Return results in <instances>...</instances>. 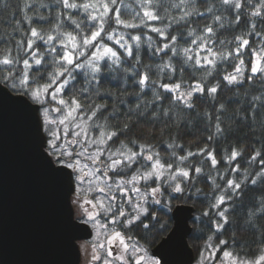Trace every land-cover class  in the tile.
<instances>
[{"label":"trees","instance_id":"trees-1","mask_svg":"<svg viewBox=\"0 0 264 264\" xmlns=\"http://www.w3.org/2000/svg\"><path fill=\"white\" fill-rule=\"evenodd\" d=\"M88 2L97 4V8L93 11L94 16L99 17L101 13L108 12L111 17L115 13V9L110 6V0H88ZM226 10L229 15L232 14L231 8ZM127 11L125 9V12ZM72 15L80 16L84 20L82 27L86 32L77 41L79 47L76 51L85 47V40L88 41V47H96L92 44V41L99 36V32L96 36L92 35L93 29L97 27L96 21L90 22L87 14L83 13L81 9L73 11ZM143 15L146 16L147 11ZM47 23L49 21H33V24L37 25ZM150 24L151 21L144 27L131 30L126 38L131 43L132 33H139L141 37H144L146 33L154 36L155 34L149 31ZM22 27L23 33L14 31L12 37L0 38V46H10L12 49L10 55L16 57V60L11 64H0V71L7 68L8 71H15L19 75L23 71L25 53L30 56L33 51L44 52L46 67L30 87L32 90L44 86L51 87V82L47 80V71L51 68V64L47 62L51 60L52 63H55L52 49L55 48V55L60 58L67 54L75 59V52L70 45L67 47L60 45L56 40L51 44L45 43L44 40L39 39L36 29L29 30L27 24H23ZM111 27L113 25L109 23L108 29ZM245 27L246 20L242 19L240 25H236L234 28L228 26L219 29L200 42L203 45L202 48L200 44L195 47L205 62L213 58L210 52L220 53L227 50L231 52V56L228 59H216L215 72L211 78L219 84V91L215 93V98L209 96L207 84H204L202 94L197 91L192 98L191 103L194 107L188 115V119L179 128L165 127L161 134L158 131L161 128L159 121L153 122L144 118L139 123L127 121L130 126L124 132L122 129L127 117L123 106L119 113L108 115L107 121H104L105 112H100L95 120L90 119L97 104L106 102L107 108H112V96L96 98L90 92L87 96L80 94L75 99L67 94L62 97L70 105L76 104L75 106L78 107L74 114L76 119L73 122L71 120L69 128L77 124H87L85 142L95 143L104 139L107 141L111 129L120 130L119 137L114 138L111 142L107 141V149L115 152L120 142L124 141L131 149L130 154L136 156L135 163H122L118 169L111 173L114 181L120 180L115 187L119 194L116 198L113 197L115 205H112V215L119 214V221L116 223V236L123 243L133 240L151 251L171 231L173 209L178 205H189L195 210L191 221L194 216H199V228L196 230L192 228L188 237V243L195 253V262L201 256L207 255L210 264H223L227 261L226 255L237 260L240 257L253 256L258 246L264 244V207H262L264 205V176H260L254 184L252 183L257 173L264 172V118H262L264 100L253 101L251 99L253 95L261 92L258 85L264 82L253 78L254 83L250 84L249 80L245 78L243 83H236L229 87L223 79L225 75H235L234 66L241 59L245 60L249 71L253 63L257 66L261 63L257 57L256 45L258 41L256 39L244 41L248 47H244V44L235 40L237 31ZM120 31L128 30L121 28ZM17 39L20 40V45H17ZM168 39H171V34ZM182 39L185 44L188 43L187 39L183 37ZM156 41L161 46L167 44V40L163 38L156 37ZM103 43L106 47L108 46L106 40ZM111 46L114 50L116 49L115 43ZM131 47L134 53L138 51L134 43L131 44ZM120 54L123 56V53ZM143 58L153 59L148 57L147 43L143 44ZM123 62L131 66L130 60L125 58ZM105 67H107V63ZM36 72L37 70L33 68L32 75H36ZM113 75L110 69L108 75L103 78L106 86L120 90V85L124 83L122 91L126 92L133 91L138 87L132 82L131 76H128L124 81L122 74H116L115 78H112ZM237 79H239L238 76ZM185 80L187 83L184 82ZM165 83L169 86L174 85L177 89L175 93H165V101L171 99L173 95L183 98L186 90H195V81L189 80L187 77L183 80H165ZM148 94L144 93V95ZM137 100L138 97L128 96L126 103L132 105ZM116 103L119 101L117 100ZM220 105L224 107L221 108ZM152 107L155 110L156 105ZM184 111L188 110L184 109ZM205 111L208 113L207 116L204 115ZM253 111L255 119L250 115ZM133 115L135 114L132 112L127 113V116ZM153 124H155L154 127H152ZM217 124L221 127L219 132L216 131ZM150 127L152 128L151 132L146 130ZM59 133L63 134L62 129H59ZM68 137L74 136L69 134ZM173 137H175V143L172 148L164 147L165 140L172 143ZM133 139H136L143 147L134 145ZM75 141H78L77 138ZM146 155L151 160L159 161L160 167L165 173L163 179H158L155 176L146 182L143 180L144 175L150 170V161L147 167L144 166L145 162H148L145 161ZM123 159L122 157L120 160ZM136 176L138 182H134L136 183L135 187L147 193L146 213L141 215L138 220L128 223L139 212L131 208L132 203H137L132 197L133 191L130 188ZM175 177L178 179L173 182ZM72 202L77 219L85 218L87 207L82 203L81 198L74 194ZM142 203L143 201H139V205ZM79 214L81 217L78 218ZM209 236L212 237L211 241L208 240ZM86 244L87 242L83 243V245ZM81 250L83 254L85 252L82 263L92 264L96 253L89 248Z\"/></svg>","mask_w":264,"mask_h":264},{"label":"clouds","instance_id":"clouds-1","mask_svg":"<svg viewBox=\"0 0 264 264\" xmlns=\"http://www.w3.org/2000/svg\"><path fill=\"white\" fill-rule=\"evenodd\" d=\"M110 6L115 9L111 17L108 12H103L97 17L93 15L97 4L89 3L88 0H0V38L12 37L14 31L23 33L22 25L27 24L29 30L36 29L39 39L44 40L45 43L51 44L56 40L60 45L66 47L70 45L75 52V59L67 54L60 58L55 55V48L52 49L55 63L51 60L47 62L51 64V68L47 71V80L51 82V87L48 92H41L38 96L33 95L30 85L46 67L44 52L33 51L30 56L25 53L23 71L19 75L15 71H8L7 68L0 71V88L15 93L17 99L33 105L42 128H46L50 133L54 134L57 126L54 117L59 112L58 108L52 106L56 103L52 92H56L61 97L67 94L73 99L80 94L87 96L90 92L96 98L112 96V108L108 109L106 102L97 104L90 119L95 120L100 112H105L104 121H107L108 115L119 113L123 106L127 117L123 124L124 132L130 126L127 121L139 123L144 118L153 122L159 121L161 128L158 131L161 134L165 127L179 128L188 119L194 107L191 103L192 98L197 91L202 94L204 84H207L209 96L215 98L219 84L211 78L215 72L216 59H228L231 56V52L227 50L220 53L210 52L213 58L205 62L195 47L219 29L240 25L242 19L246 20V27L237 31L235 40L244 44L246 40L256 39L257 57L261 63L259 66L253 63L249 71L245 60L241 59L234 66L235 75L223 76L224 82L229 87L243 83L245 78L250 84L254 83L253 78L264 82V0H110ZM227 8L232 9L231 15L227 12ZM77 9L86 13L90 22L96 21L97 27L92 31L93 36L99 32L97 39L92 41L96 47H88V41L85 40V47L76 51L79 47L77 41L86 34L82 27L84 20L80 16L72 15ZM125 9L128 11L125 12ZM145 11H147L146 16L143 15ZM34 20L49 21V23L37 25L33 24ZM149 21H151L149 31L155 35L146 33L141 37L139 33H132L130 43L126 37L131 30L144 27ZM109 23L113 25L110 29H108ZM69 25L71 27H68ZM121 28L128 31H120ZM106 29L108 30L105 31ZM169 34H171L170 40ZM156 37L167 40V44L158 45ZM182 37L188 40L187 44L183 42ZM105 40L108 42L107 47L103 43ZM16 43L20 45V40L17 39ZM113 43L116 44L115 50L111 46ZM132 43L138 50L135 53L131 47ZM145 43L148 45V57L153 59L143 58ZM200 47L202 48L203 45L200 44ZM244 47L248 45L244 44ZM11 51L10 46H0V64L7 65L16 60V57L10 55ZM120 53H123V56ZM125 58L131 61V66L123 62ZM106 63L107 67H105ZM33 68L37 70L36 75H32ZM110 69L114 74L112 78H115L116 74H122L123 80L126 81L127 77L131 76L132 82L138 87L126 92L122 91L124 83L120 85V90L106 86L103 78L108 75ZM185 77L195 81V90H186L183 98L173 95L171 99L165 101V93L177 91L174 85L169 86L165 80H183ZM184 82L187 83L186 80ZM258 86L261 92L251 97L253 101L264 100V83ZM146 92L149 94L144 95ZM128 96L138 97V100L128 105L126 103ZM117 100L119 103H116ZM153 105H156L155 110ZM220 107L224 106L220 105ZM184 109L188 111L185 112ZM128 112L135 115L127 116ZM204 115L207 116L208 113L205 111ZM250 115L255 119L254 111ZM154 126L155 124L152 127ZM146 130L151 132L152 128ZM216 131H221L219 124L216 125ZM120 135V130L111 129L107 138L111 142ZM132 143L143 147L136 139H133ZM173 143L175 137L172 143L165 140L164 147L171 149ZM51 151L55 152V149ZM129 153L131 149L121 141L113 155L123 157L122 163H135L136 157L130 156ZM69 171L71 172V169ZM260 176H264V172L257 173L252 183L254 184ZM190 226L194 230L199 228V216H194ZM211 239L212 237L209 236L208 240ZM195 264H210V262L207 255H203ZM238 264H264V244L258 246L255 255L238 258Z\"/></svg>","mask_w":264,"mask_h":264},{"label":"water","instance_id":"water-1","mask_svg":"<svg viewBox=\"0 0 264 264\" xmlns=\"http://www.w3.org/2000/svg\"><path fill=\"white\" fill-rule=\"evenodd\" d=\"M55 165L36 108L0 88V264H83L80 245L94 232L76 217L72 169ZM194 212L173 209L171 231L151 250L160 264H194Z\"/></svg>","mask_w":264,"mask_h":264},{"label":"rangeland","instance_id":"rangeland-1","mask_svg":"<svg viewBox=\"0 0 264 264\" xmlns=\"http://www.w3.org/2000/svg\"><path fill=\"white\" fill-rule=\"evenodd\" d=\"M49 88V86H44L36 88L32 92L38 96L41 92H48ZM52 95L61 112L54 117L57 121L54 134L43 128L48 140L47 150L54 157L57 164L62 163L72 169L75 177L76 197L81 198L82 203L87 207L86 216L81 221L88 223L94 232L92 239L87 241V244L83 245L81 249L89 248L96 253L92 259L95 262L94 264H121L119 261L122 264H159V261L151 255L148 249L141 247L142 245L133 240L126 243L124 253L113 254L109 251L108 247L116 235V223L119 221V214L112 215V205H114L113 197L116 198L119 194L115 187L120 180L114 181L111 173L120 167L122 157L114 156L113 153L115 152L107 149L106 143L108 140L106 141V139L95 143L85 142V131L88 130L87 124H77L69 128L71 120L73 122L76 119L74 114L78 107L75 106L76 104L70 105L56 92H52ZM59 129H62V135H60ZM69 134L74 137L69 138ZM75 138H77V142ZM52 144L55 147H52ZM51 149H55V152ZM129 155L135 156L130 153ZM145 157V161L148 162H145L144 166L147 167L150 161V170L144 175L143 180L146 182L155 176L158 179H163L165 173L160 167L159 161L151 160L147 155ZM177 179L178 177H175L173 182ZM135 181L138 182L137 176L134 177L130 186L133 191L132 197L137 202L136 204L132 203L131 208L139 212L128 223L138 220L141 215L146 213L147 193L135 187ZM139 201H143L144 204L139 205ZM79 217H81L80 214ZM226 257L227 261L223 264H238L237 259L230 258L228 255Z\"/></svg>","mask_w":264,"mask_h":264},{"label":"flooded vegetation","instance_id":"flooded-vegetation-1","mask_svg":"<svg viewBox=\"0 0 264 264\" xmlns=\"http://www.w3.org/2000/svg\"><path fill=\"white\" fill-rule=\"evenodd\" d=\"M115 205V204H114ZM130 241V240H127L125 241V243H123L121 241V239H117V236L115 235L112 239V243H110L109 245V251L113 252V254H121V253H124V249L126 248L125 245L126 243ZM83 244L80 245V248L82 247ZM108 250V249H107ZM85 256V255H84ZM83 256V252H82V257L84 258ZM100 256V255H99ZM95 262H93L92 264H94ZM119 263L122 264V262L119 261Z\"/></svg>","mask_w":264,"mask_h":264},{"label":"snow or ice","instance_id":"snow-or-ice-1","mask_svg":"<svg viewBox=\"0 0 264 264\" xmlns=\"http://www.w3.org/2000/svg\"><path fill=\"white\" fill-rule=\"evenodd\" d=\"M34 96L36 95L35 93L33 94ZM52 147H55V145L54 144H52L51 145ZM45 155H48V153L46 152L45 153ZM55 166H57V167H65V165L64 164H62V163H60V164H57V165H55ZM70 167V166H69ZM74 187V190H75V186H73ZM87 209H85V211H86Z\"/></svg>","mask_w":264,"mask_h":264}]
</instances>
